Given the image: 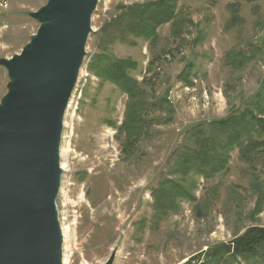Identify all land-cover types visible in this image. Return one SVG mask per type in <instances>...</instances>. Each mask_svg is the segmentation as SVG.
<instances>
[{"label": "rangeland", "instance_id": "rangeland-1", "mask_svg": "<svg viewBox=\"0 0 264 264\" xmlns=\"http://www.w3.org/2000/svg\"><path fill=\"white\" fill-rule=\"evenodd\" d=\"M151 1L98 0L92 15L61 134L63 173L56 205L63 264H103L114 251L113 264H183L229 243L247 227H264V201L258 206L252 189L256 176L264 195V163L249 167L238 160L237 151L224 173L183 182L189 197L161 191V185L168 187L174 152L186 131L239 109L264 85V0H178L179 35L173 33L176 26L164 25L152 47L142 40L116 42L103 30L121 7ZM45 2L10 0L2 18L7 30L0 35V59L18 54L29 41L38 28L29 14ZM103 41L117 60L136 62L137 70L129 73L138 83L148 80L145 89L155 105L166 98L168 107L145 114L155 120L142 135L118 131L127 97L89 71ZM232 50L253 53V61L241 69L226 66ZM190 68L193 85L188 87L182 77ZM8 82L0 66V100Z\"/></svg>", "mask_w": 264, "mask_h": 264}, {"label": "water", "instance_id": "water-1", "mask_svg": "<svg viewBox=\"0 0 264 264\" xmlns=\"http://www.w3.org/2000/svg\"><path fill=\"white\" fill-rule=\"evenodd\" d=\"M98 0H46L18 54L0 59V264H63L56 199L63 118ZM116 251L103 264H113Z\"/></svg>", "mask_w": 264, "mask_h": 264}, {"label": "trees", "instance_id": "trees-1", "mask_svg": "<svg viewBox=\"0 0 264 264\" xmlns=\"http://www.w3.org/2000/svg\"><path fill=\"white\" fill-rule=\"evenodd\" d=\"M177 2L178 0H154L123 6L120 8L121 13L110 20L103 30L110 32L116 42L135 45L131 40H142L149 47L156 46L160 27L167 24L177 27ZM235 16L236 8L232 18L237 19ZM179 32V27L173 29L176 35ZM100 45L104 49L88 65L89 71L97 79L111 83L127 97L124 120L118 131L132 133L134 136L142 135L155 120L148 119L145 114L168 107L166 98L156 100L155 105L150 100L149 91L145 89L148 80L138 83L129 73L137 70L136 62L132 59L117 60L107 50L104 41ZM251 61L253 53L246 55L235 50L227 53L224 60L225 65L233 69H241ZM151 66L153 64L150 62L148 71H152ZM187 70L182 79L189 87L193 85L189 75L191 68ZM168 120L165 123H169ZM157 123H161V119L157 118ZM130 144L129 141L125 142L121 150L126 153ZM234 151H237L238 160L249 167L264 163V85L239 109L230 110L225 117L217 120L197 122L186 131L183 142L174 152L171 176L165 184L168 187L161 185L160 190L164 194L174 193L179 198L189 197L188 194L191 193L186 191L187 187L183 186V182L194 176L210 180L224 173ZM254 182L252 189L258 194L259 206L264 201V195L258 188L260 185L256 183V176ZM240 263L264 264V227H247L229 243L210 247L183 264Z\"/></svg>", "mask_w": 264, "mask_h": 264}, {"label": "built area", "instance_id": "built-area-1", "mask_svg": "<svg viewBox=\"0 0 264 264\" xmlns=\"http://www.w3.org/2000/svg\"><path fill=\"white\" fill-rule=\"evenodd\" d=\"M10 5V0H0V35H2L7 30L6 23L2 20L3 15L8 10Z\"/></svg>", "mask_w": 264, "mask_h": 264}]
</instances>
